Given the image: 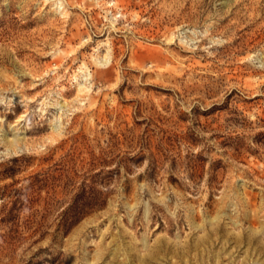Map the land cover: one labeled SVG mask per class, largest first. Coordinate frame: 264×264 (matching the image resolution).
<instances>
[{"label":"rangeland","instance_id":"1","mask_svg":"<svg viewBox=\"0 0 264 264\" xmlns=\"http://www.w3.org/2000/svg\"><path fill=\"white\" fill-rule=\"evenodd\" d=\"M0 264H264V0H0Z\"/></svg>","mask_w":264,"mask_h":264},{"label":"bare ground","instance_id":"2","mask_svg":"<svg viewBox=\"0 0 264 264\" xmlns=\"http://www.w3.org/2000/svg\"><path fill=\"white\" fill-rule=\"evenodd\" d=\"M59 8V7H58ZM64 8V7H63Z\"/></svg>","mask_w":264,"mask_h":264}]
</instances>
